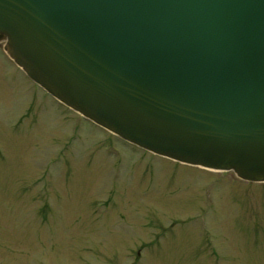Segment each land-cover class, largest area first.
Here are the masks:
<instances>
[{
    "label": "water",
    "instance_id": "1",
    "mask_svg": "<svg viewBox=\"0 0 264 264\" xmlns=\"http://www.w3.org/2000/svg\"><path fill=\"white\" fill-rule=\"evenodd\" d=\"M0 44L122 141L264 184V0H0Z\"/></svg>",
    "mask_w": 264,
    "mask_h": 264
},
{
    "label": "rangeland",
    "instance_id": "2",
    "mask_svg": "<svg viewBox=\"0 0 264 264\" xmlns=\"http://www.w3.org/2000/svg\"><path fill=\"white\" fill-rule=\"evenodd\" d=\"M0 264H264V184L124 143L0 44Z\"/></svg>",
    "mask_w": 264,
    "mask_h": 264
},
{
    "label": "flooded vegetation",
    "instance_id": "3",
    "mask_svg": "<svg viewBox=\"0 0 264 264\" xmlns=\"http://www.w3.org/2000/svg\"><path fill=\"white\" fill-rule=\"evenodd\" d=\"M28 80V79H27ZM29 81V80H28ZM30 82V81H29ZM31 83V82H30ZM31 84H33V83H31ZM34 85V84H33ZM35 86V85H34ZM36 88H38L37 86H35ZM39 89V88H38ZM40 90V89H39ZM42 91V90H41ZM43 92V91H42ZM44 93V92H43ZM45 94V93H44Z\"/></svg>",
    "mask_w": 264,
    "mask_h": 264
}]
</instances>
